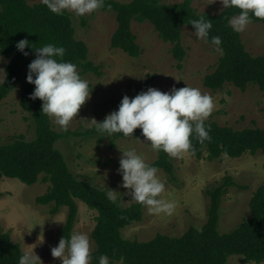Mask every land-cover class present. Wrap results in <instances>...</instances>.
Masks as SVG:
<instances>
[{"label": "rangeland", "instance_id": "374dc122", "mask_svg": "<svg viewBox=\"0 0 264 264\" xmlns=\"http://www.w3.org/2000/svg\"><path fill=\"white\" fill-rule=\"evenodd\" d=\"M34 4L41 0H27ZM130 1V0H120ZM164 3H178L184 0H161ZM193 0L199 11L214 14L223 10L219 0ZM69 12V11H68ZM72 16L75 36L83 40L89 49V59L101 65L102 75L93 72L80 74L88 82L90 98L81 106L68 130L85 133L107 114L118 110L124 95L134 97L141 83L154 77L150 87L168 92L173 87L198 88L202 94L212 97L214 109L207 121H216L235 129L248 126L264 127V91L256 84H249L245 90L231 82L214 90L204 85L205 76L212 72L219 62L221 53L210 43L196 38L194 29L185 26L182 43L187 50L183 68L177 67L173 57V44L163 41L149 21L132 22V31L142 47L139 57H132L111 45V38L118 27L113 10H100L82 17ZM246 49L253 55L264 54V24L250 22L241 32ZM9 59L0 53V83L5 78V67ZM22 84L17 86L0 102V145L12 143L21 135L32 141L36 138V123L32 115L20 104ZM53 123V122H52ZM53 128L61 131L59 126ZM111 137L80 134L59 139L56 147L65 155L70 170L79 178L104 190H115L116 199L123 206L135 203L129 191L121 186L118 173L122 150L134 149L148 164L157 159V152L145 142L144 137L119 138L112 144ZM175 173L170 175L158 169L157 175L165 184V191L159 198L175 204L171 215L150 213L143 206V219L122 230L126 239L148 241L157 234L181 236L191 227L202 229L208 220L209 189L231 177L234 184L223 196L218 229L229 232L243 220L251 217L250 199L254 191L264 184V154L246 153L241 157L224 156L221 160L198 159L190 152L181 158H172ZM50 182L38 181L26 184L18 178L4 177L0 182V224L9 232L12 240L21 245L22 251L35 253L40 264H62L60 258H53L51 248L58 245L61 229L67 218V207L52 215L51 204H38L36 198L49 189ZM79 213L74 232L89 236L91 252L96 244L92 232L96 226L98 212L77 199ZM114 264H121L115 262ZM227 264H264L245 262L243 256L232 255Z\"/></svg>", "mask_w": 264, "mask_h": 264}, {"label": "trees", "instance_id": "16d2710c", "mask_svg": "<svg viewBox=\"0 0 264 264\" xmlns=\"http://www.w3.org/2000/svg\"><path fill=\"white\" fill-rule=\"evenodd\" d=\"M192 1L105 0V6L100 10H113L116 13L118 27L111 38L112 47L122 49L132 57H139L142 47L132 31V22L149 21L163 41L173 44L172 54L179 69L183 68L187 56L182 43V30L185 26L194 29L190 21L203 16L212 23L209 40L212 36H219L223 49L217 66L205 76L204 85L217 90L226 82H231L245 90L252 83L264 91V54L250 53L241 32H234L228 24V19L238 15L240 10L228 8L217 14L201 12L192 5ZM251 22L264 24V20L255 17ZM22 39H27L36 47L46 44L62 46L66 50L63 59L77 65L79 74L93 72L102 75V66L89 59L87 44L76 38L72 16L68 11L57 15L41 2L31 4L27 0H0V53L9 59L5 78L0 83V102L22 84L20 104L32 115L37 134L32 141H27L21 135L12 143L0 145V182L4 177L18 178L26 184L50 182L47 192L38 196L36 201L42 205L51 204L52 215L60 213L64 206L68 208L61 237L69 238L74 232L79 213L77 199L96 210L97 223L92 232L96 247L91 252L90 264H99L101 255H106L110 264L121 263V259L123 264H227L229 257L235 254L243 256L245 262H264V184L254 191L250 199L249 219L243 220L229 232L221 233L218 229L223 196L234 184L229 176L207 191L210 198L208 220L202 229L191 227L181 236L159 233L148 241L124 238L122 230L143 219V206L138 203L123 206L117 199L113 202L104 190L79 179L70 170L65 155L56 147L57 141L72 135H93L98 132L95 126L85 133L71 130L58 132L53 128L52 120L41 112L42 101L31 98L35 85L28 83L26 77L28 65L36 55L31 47L25 48L28 56L17 49L16 44ZM154 79L152 77L141 83L135 95L141 90L146 91ZM205 127L210 129V140L200 143L197 139H191L192 150L189 152L198 159L238 158L258 151L264 154V127L235 129L207 120ZM132 137H143L141 130L135 129ZM119 138L125 137L122 133L113 134L112 144ZM151 165L170 175L175 173L171 157L163 151L157 152V159ZM23 253L21 245L14 242L0 224V264H18Z\"/></svg>", "mask_w": 264, "mask_h": 264}, {"label": "clouds", "instance_id": "9594fccd", "mask_svg": "<svg viewBox=\"0 0 264 264\" xmlns=\"http://www.w3.org/2000/svg\"><path fill=\"white\" fill-rule=\"evenodd\" d=\"M215 2L210 0L209 4ZM219 2L224 9L240 10L238 15L228 19L234 32H243L252 17L264 20V0ZM41 3L54 14L62 15L69 11L75 17L85 16L105 6V0H41ZM190 24L194 27L196 38L210 43L215 51L223 54L221 38L212 36L209 40L211 20L201 16L191 20ZM16 47L25 56L29 55L25 51L26 47L34 49L36 58L29 63L26 77L28 83L35 85L31 98H39L42 101V114L59 126L61 131H67L81 106L90 98L88 82L81 78L77 65L63 59L66 50L62 46L46 44L36 47L27 39H22ZM213 109L212 97L202 94L198 88L173 87L168 92H162L155 87H148L134 97L124 95L118 110L110 112L100 122L93 118L92 123L101 136L109 137L115 133L130 137L139 128L153 151H163L169 157L181 158L192 150L191 139H197L200 143L211 139L205 121ZM117 171L122 177L121 186L130 190L132 201L141 204L150 213H173L175 204L159 198L165 191V184L157 175L158 169L148 164L136 150H122ZM107 195L115 202V190ZM51 255L60 258L62 264H90L92 256L89 236L73 232L69 238L62 237L58 245L51 248ZM39 261L41 259L35 253L25 251L19 257L18 264H38ZM99 264H110V261L106 255H101Z\"/></svg>", "mask_w": 264, "mask_h": 264}]
</instances>
